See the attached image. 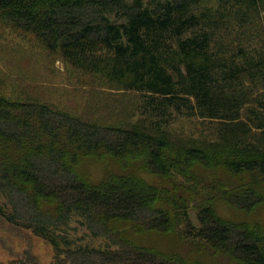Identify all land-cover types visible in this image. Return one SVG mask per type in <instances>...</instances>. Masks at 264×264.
Returning a JSON list of instances; mask_svg holds the SVG:
<instances>
[{"label":"trees","instance_id":"16d2710c","mask_svg":"<svg viewBox=\"0 0 264 264\" xmlns=\"http://www.w3.org/2000/svg\"><path fill=\"white\" fill-rule=\"evenodd\" d=\"M218 1L210 15L200 0H0V19L140 96L133 123L104 125L0 93V215L49 239L52 264H264V222L230 213L264 205V0ZM180 118L218 136L174 134ZM86 158L109 167L95 179ZM74 215L116 247L76 243Z\"/></svg>","mask_w":264,"mask_h":264},{"label":"rangeland","instance_id":"374dc122","mask_svg":"<svg viewBox=\"0 0 264 264\" xmlns=\"http://www.w3.org/2000/svg\"><path fill=\"white\" fill-rule=\"evenodd\" d=\"M197 7L198 12L206 11L210 15H217L219 8L227 9L218 0H200ZM255 22L260 24L257 20ZM261 44L258 38L255 45ZM0 93L19 101L47 103L98 124L128 125L139 118L140 96L136 91L122 89L104 78L101 71L72 61L60 48H50L33 31L4 19H0ZM171 128L181 137L213 139L218 136V124L202 122L201 119L180 118ZM108 167L107 161L86 158L77 170L98 179ZM147 176L151 178V175ZM3 201L1 198L0 203L7 207ZM220 210L229 212L224 205ZM235 211L230 210L233 218L264 222V205L250 211ZM80 220L74 215L66 227L76 243L102 249L116 247L107 237L93 234ZM136 237L162 248L176 245L183 253L188 252V246L170 234L149 232ZM29 254L36 258L37 264H52L53 244L30 228L9 222L0 215V264H10ZM202 258L208 264H242L223 254H205Z\"/></svg>","mask_w":264,"mask_h":264}]
</instances>
